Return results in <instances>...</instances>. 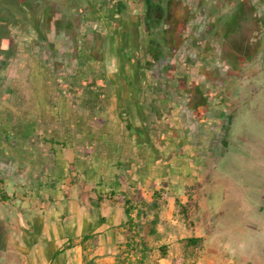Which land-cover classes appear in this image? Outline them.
<instances>
[{"label":"rangeland","instance_id":"1","mask_svg":"<svg viewBox=\"0 0 264 264\" xmlns=\"http://www.w3.org/2000/svg\"><path fill=\"white\" fill-rule=\"evenodd\" d=\"M128 1L133 10L148 11L149 23L161 25L150 30L154 41L138 52L150 87L168 99L163 111H152L157 173L140 191L148 201L150 189H160L165 201L157 234L147 238L153 255L165 245L167 258L159 264H172L181 253L178 240L194 234L205 238L199 264H264V0ZM21 2L31 5L33 17L38 13V0ZM14 4L0 0V112L23 115L12 92L21 101L30 55H40L31 63L35 73L45 71L42 51L46 67L55 72L89 63L90 71L106 72L101 48L86 45L81 60L71 33H56L51 17L33 29ZM174 13L184 18L181 27L173 26L172 41ZM88 22L83 20L77 35L101 34ZM54 40H61V47L43 46ZM108 67L119 70L114 62ZM7 131L0 128L3 137ZM187 195L194 202L191 224L182 222L173 205L174 198L185 203Z\"/></svg>","mask_w":264,"mask_h":264},{"label":"crops","instance_id":"2","mask_svg":"<svg viewBox=\"0 0 264 264\" xmlns=\"http://www.w3.org/2000/svg\"><path fill=\"white\" fill-rule=\"evenodd\" d=\"M12 1L33 29L51 17L56 33H71L81 60L86 45L101 48L107 70L92 72L89 63L55 72L42 51L45 71L35 73L31 63L40 55L28 57L21 101L12 92L23 115L0 112V128L8 129L6 137L0 133V264H114L126 221L121 197L157 173L152 111H163L168 100L150 87L138 53L154 41L147 40L144 13L128 0H38L33 17L25 0ZM84 19L102 35H77ZM160 26L149 23L150 30ZM132 47L138 55L129 69L122 56ZM112 62L118 71L108 70Z\"/></svg>","mask_w":264,"mask_h":264},{"label":"trees","instance_id":"3","mask_svg":"<svg viewBox=\"0 0 264 264\" xmlns=\"http://www.w3.org/2000/svg\"><path fill=\"white\" fill-rule=\"evenodd\" d=\"M146 10L144 15V23L146 25L147 34L151 37L149 28V13ZM173 22L176 27L182 26V19L174 18ZM175 31L171 32V36H175ZM223 142V140L221 141ZM129 194L121 197L124 207L126 221L122 225L124 240L118 244V250L114 255V264H159L161 259L167 258V246L160 245L156 248L157 255H153V249L148 243L147 238L157 234L155 229L159 220V208L164 203L162 191L153 189L149 195V200L141 199L140 191L131 187ZM115 202L112 197L106 198ZM192 197L187 195L185 203H180L175 198L173 205L177 208L179 216L183 223L189 222L190 212L193 207ZM150 216L148 220H144ZM181 253L172 264H199L202 252L205 247V238L200 235L191 234L178 240Z\"/></svg>","mask_w":264,"mask_h":264},{"label":"flooded vegetation","instance_id":"4","mask_svg":"<svg viewBox=\"0 0 264 264\" xmlns=\"http://www.w3.org/2000/svg\"><path fill=\"white\" fill-rule=\"evenodd\" d=\"M131 50L132 51L127 56H122V58L124 60V64L126 63L125 65L129 66V69L132 68V66H134L133 60L135 59V54H136L134 47H132ZM125 68H126V66H125ZM122 70L121 71L124 72V68Z\"/></svg>","mask_w":264,"mask_h":264}]
</instances>
